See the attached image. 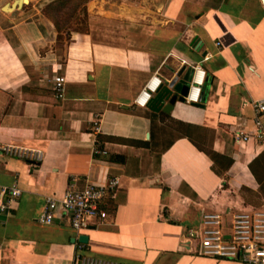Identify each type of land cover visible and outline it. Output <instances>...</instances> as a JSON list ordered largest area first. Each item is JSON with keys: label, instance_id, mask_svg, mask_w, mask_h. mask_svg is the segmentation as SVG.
I'll return each mask as SVG.
<instances>
[{"label": "crops", "instance_id": "crops-1", "mask_svg": "<svg viewBox=\"0 0 264 264\" xmlns=\"http://www.w3.org/2000/svg\"><path fill=\"white\" fill-rule=\"evenodd\" d=\"M12 1L0 0V142L41 159L0 156V185L20 190L0 213V264H71L77 246L126 264H244L189 252L180 239L202 209L260 190L264 144L233 132H253L250 102L264 98V1L88 0L87 31L70 29L64 44L43 13L53 0L7 13ZM196 63L206 72L198 103H133L154 75L162 86L189 83ZM72 175L81 185L119 176L101 204L107 218L79 232L61 212L38 224L45 196L61 195Z\"/></svg>", "mask_w": 264, "mask_h": 264}, {"label": "built area", "instance_id": "built-area-1", "mask_svg": "<svg viewBox=\"0 0 264 264\" xmlns=\"http://www.w3.org/2000/svg\"><path fill=\"white\" fill-rule=\"evenodd\" d=\"M206 72L200 64L193 65L189 88L184 95L188 103H198L202 87L205 84ZM52 89L57 97L64 93L65 77L57 74L53 77ZM160 77L152 76L135 96L136 106H146L152 95L162 86ZM254 109V130L251 134L235 130L236 142H247L250 139L264 144V98L250 102ZM94 131L99 130V120L92 121ZM105 155L107 150H96ZM0 156L15 157L29 162L36 167L41 159V151L36 148L0 142ZM120 185L119 176H111L102 182L86 179L79 184L78 177H69L66 188L61 195H47L42 212L38 215V224H50L57 212L66 216L75 232L85 229L91 220L104 221L106 211L101 204L107 197H112ZM20 190L16 185H0V213H8L16 202ZM182 247L200 256L233 260L244 264H264V202L258 205H229L223 208L213 207L201 210L198 223L190 226L181 236ZM71 264H126L124 262L100 258L87 254L77 246Z\"/></svg>", "mask_w": 264, "mask_h": 264}, {"label": "trees", "instance_id": "trees-1", "mask_svg": "<svg viewBox=\"0 0 264 264\" xmlns=\"http://www.w3.org/2000/svg\"><path fill=\"white\" fill-rule=\"evenodd\" d=\"M88 0H53L43 8V13L51 20L57 32V39L65 32L66 38L70 36V29L67 23L79 12L82 14L80 21L84 25L81 28H74V31H87V9Z\"/></svg>", "mask_w": 264, "mask_h": 264}, {"label": "water", "instance_id": "water-1", "mask_svg": "<svg viewBox=\"0 0 264 264\" xmlns=\"http://www.w3.org/2000/svg\"><path fill=\"white\" fill-rule=\"evenodd\" d=\"M24 3L27 2H19L14 8L21 7ZM4 7H6V5ZM176 80H177L176 78H173L170 84H168L167 86H161L155 92L156 95L154 97L152 95L150 99V101L153 100L154 104L157 105L163 111H168L176 100L182 102L185 101L184 95L186 94L189 88V83H182V82L176 83ZM170 88H172V90L178 91L180 95L178 96L177 94H172V90Z\"/></svg>", "mask_w": 264, "mask_h": 264}, {"label": "rangeland", "instance_id": "rangeland-1", "mask_svg": "<svg viewBox=\"0 0 264 264\" xmlns=\"http://www.w3.org/2000/svg\"><path fill=\"white\" fill-rule=\"evenodd\" d=\"M82 14L81 13H77L76 16L74 18L71 19V21H69L67 23V28L69 29H73V28H81L84 25L81 23L80 18H81ZM64 37H65V32H62L61 37L59 38V42L64 44ZM260 172L258 174L259 179L263 177V181L260 187L259 191H248V190H243L241 192L242 195V200L245 204H254V205H258L261 202H264V159L263 161L260 163Z\"/></svg>", "mask_w": 264, "mask_h": 264}, {"label": "bare ground", "instance_id": "bare-ground-1", "mask_svg": "<svg viewBox=\"0 0 264 264\" xmlns=\"http://www.w3.org/2000/svg\"><path fill=\"white\" fill-rule=\"evenodd\" d=\"M27 1L28 0H13L11 3L7 4L6 7H4V10L7 13H10L19 2H27Z\"/></svg>", "mask_w": 264, "mask_h": 264}]
</instances>
